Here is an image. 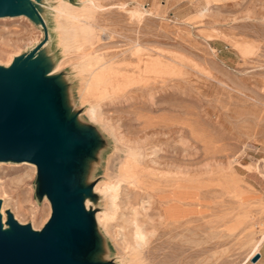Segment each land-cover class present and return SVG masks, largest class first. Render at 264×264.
<instances>
[{"label": "rangeland", "instance_id": "rangeland-1", "mask_svg": "<svg viewBox=\"0 0 264 264\" xmlns=\"http://www.w3.org/2000/svg\"><path fill=\"white\" fill-rule=\"evenodd\" d=\"M65 1L77 9L35 1L46 38L28 15L19 14L34 25L0 18V65L40 44L66 114L97 138L80 181L91 186L84 202L94 219L106 203L108 212L95 219L99 251L89 256L255 263L264 241V0ZM158 58L176 67L160 73ZM99 71L100 97L90 91ZM89 105H99L97 116ZM0 162V213L40 230L51 207L38 195L36 166ZM107 180L121 184L116 211L111 192L105 202L93 191Z\"/></svg>", "mask_w": 264, "mask_h": 264}, {"label": "water", "instance_id": "water-1", "mask_svg": "<svg viewBox=\"0 0 264 264\" xmlns=\"http://www.w3.org/2000/svg\"><path fill=\"white\" fill-rule=\"evenodd\" d=\"M19 14L40 22L47 37L36 3L0 0V17ZM39 48L0 65V161L35 164L37 192L46 195L51 213L40 230L19 223L9 210L4 228L0 213V264H108L89 256L99 242L94 215L84 205L91 186L80 181L97 138L66 114L61 86L45 74ZM258 258L256 253L251 261Z\"/></svg>", "mask_w": 264, "mask_h": 264}, {"label": "bare ground", "instance_id": "bare-ground-1", "mask_svg": "<svg viewBox=\"0 0 264 264\" xmlns=\"http://www.w3.org/2000/svg\"><path fill=\"white\" fill-rule=\"evenodd\" d=\"M34 5H35V0H30ZM60 1V4H59V6H57L56 8H55V10H59L60 8H62V5H64V4H67V5H70V6H73V5H71V3H69L68 1H65V0H59ZM74 7V6H73ZM75 8V7H74ZM82 8H84V7H82ZM77 8H75V10H76ZM14 18V17H24L25 19L27 18L26 16H24V15H16V16H2V17H0V18ZM28 19V18H27ZM26 19V20H27ZM29 20V19H28ZM28 22V21H27ZM29 22H31L30 20H29ZM31 25H34L32 22L30 23ZM33 27V26H32ZM37 42V41H36ZM31 46V45H30ZM29 46V47H30ZM32 49V48H31ZM30 50V49H29ZM18 56V55H17ZM182 60V59H181ZM168 61V60H167ZM169 63H170V61H168ZM168 62H166V61H163V59H161V58H158V59H156V61L154 62V65H155V69H156V71H158V70H160L159 72L160 73H162V71L161 70H165V69H169L170 71H171V69L172 68H174V66L176 67V65H173V67L171 68V64H169ZM184 63V62H183ZM9 64V63H8ZM8 64H6V65H8ZM10 65V64H9ZM60 65H58V67H59ZM61 66H62V64H61ZM152 68V67H151ZM171 68V69H170ZM57 69H59V68H57ZM174 70V69H173ZM177 70H178V68H177ZM167 73V72H166ZM169 73V72H168ZM167 73V74H168ZM172 73V72H171ZM175 73V72H174ZM94 81H95V83H96V86L94 87V88H92V89H90V91H91V93L93 94V95H101L102 94V96H104V93H103V88H104V74H103V71H99V72H97L96 73V75H95V77H94ZM78 91V90H77ZM100 97V96H99ZM99 106V105H98ZM98 106L97 107H95L94 108V106H92V105H89V107H88V110H87V112L88 111H90V115H91V117L93 118V116H97V112L98 111H100V109L98 108ZM97 108L99 109L98 111H97ZM100 113V112H99ZM98 116H99V114H98ZM1 163V162H0ZM27 163V162H26ZM134 162H133V158H132V156H129L128 158H127V160H126V162H125V164H124V166H123V169L124 170H127V171H129V169H130V167L132 166V164H133ZM22 164H24V163H22ZM29 165V164H28ZM30 166H32L33 168H35L34 166V164H31ZM36 170V169H35ZM119 185H121V184H119ZM119 185H117V186H109L108 185V180L107 181H100L96 186H94L93 187V191L94 192H97L98 193V197L99 198H101V199H104L105 200V202H107V194H108V192H111V194H112V200H113V203H114V205H115V211L117 210V200H118V198L115 196V194H116V190H117V187L119 186ZM100 199V200H101ZM50 203V202H49ZM85 207L87 208L88 207V205L90 204V199L89 198H86L85 199ZM93 205V204H92ZM3 206V205H2ZM2 206H1V208H2ZM50 206V205H49ZM93 207V206H92ZM94 207H96V205H94ZM51 211V210H50ZM108 212V208H107V203H106V205H105V207L102 209V211H100V212H98L96 215H95V219H96V221H97V223H99L98 222V219H100V221H102L103 220V218L104 217H106L107 215H106V213ZM51 213V212H50ZM114 214H116L115 212L112 214V215H110V217L109 218H113V216H114ZM7 217L5 216V212H4V209H3V211H2V209H1V219H2V224H3V227L4 228H6L7 227V224H6V222H5V219H6ZM113 220V219H112ZM34 227V226H33Z\"/></svg>", "mask_w": 264, "mask_h": 264}, {"label": "crops", "instance_id": "crops-1", "mask_svg": "<svg viewBox=\"0 0 264 264\" xmlns=\"http://www.w3.org/2000/svg\"><path fill=\"white\" fill-rule=\"evenodd\" d=\"M264 241L262 242V244L260 245V248H259V258L257 259V261H255V263L253 264H263L264 263Z\"/></svg>", "mask_w": 264, "mask_h": 264}, {"label": "built area", "instance_id": "built-area-1", "mask_svg": "<svg viewBox=\"0 0 264 264\" xmlns=\"http://www.w3.org/2000/svg\"><path fill=\"white\" fill-rule=\"evenodd\" d=\"M259 256H260V254H259Z\"/></svg>", "mask_w": 264, "mask_h": 264}]
</instances>
